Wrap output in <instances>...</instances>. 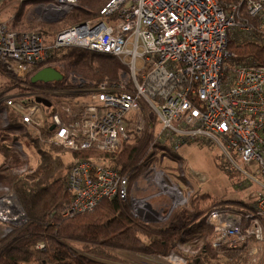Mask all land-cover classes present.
I'll return each instance as SVG.
<instances>
[{"label": "built area", "instance_id": "built-area-1", "mask_svg": "<svg viewBox=\"0 0 264 264\" xmlns=\"http://www.w3.org/2000/svg\"><path fill=\"white\" fill-rule=\"evenodd\" d=\"M16 1L29 2L30 15L44 24L59 22L78 3ZM245 6L251 17L264 13V0H246ZM234 26L233 16L219 0H107L96 18L59 30L51 39L37 31L16 30L12 20L0 21V126L6 127L12 114L42 144L108 154H116L134 134L146 133L149 148L156 151L157 163L132 183L126 171L101 157L76 160L66 174L72 196L63 215L92 210L102 199L116 198L129 200L143 220H165L171 211L163 218L147 200L186 199L178 184L163 176L159 163L168 160L164 153H179L194 141L215 144L230 168L243 174L239 186L255 189L248 202L216 207L207 214L206 224L213 231L210 245L238 249L246 244L237 264H264V66H228V35ZM243 30L249 37L251 27ZM66 47L116 58L122 65L117 80L93 85L71 73L65 89L28 83L43 67L58 70L50 58ZM37 98H45L50 106ZM11 146L25 159L20 141ZM179 175L186 176L181 170ZM140 179L155 192L137 197L136 190L143 189ZM24 221L21 207L0 196V224L5 230ZM200 248L201 244L178 245L180 253L152 257L164 264H190L188 257H195Z\"/></svg>", "mask_w": 264, "mask_h": 264}, {"label": "trees", "instance_id": "trees-1", "mask_svg": "<svg viewBox=\"0 0 264 264\" xmlns=\"http://www.w3.org/2000/svg\"><path fill=\"white\" fill-rule=\"evenodd\" d=\"M106 1L78 0L77 7L54 24L26 21L24 12L29 2L17 3L12 26L19 31H37L51 39L59 30L96 18ZM8 2L2 0L0 8ZM245 2L219 0L220 6L233 16L237 24L228 35L227 49L231 56L227 64L230 67L238 64L264 66V26H260L264 13L251 17ZM246 25L251 27L249 37L243 30ZM50 60L58 63L56 68L63 78L57 82H38L33 84L34 87L69 88L68 75L71 73L93 85L102 81L113 82L122 68L119 61L110 55L79 47L57 49ZM27 80L29 83L30 78ZM51 99L62 103L58 98ZM63 104L69 106L67 101ZM9 116V124L0 126V196L6 192L5 189L11 191L25 214V221L0 235V264H106L94 258L123 263L114 251L166 256L171 251L180 253L178 245L197 246L199 243L200 250L195 257H188V263L237 264L239 255L246 251V244L238 249L211 247L213 231L205 221L207 214L216 207L245 203L243 199L214 200L208 193L196 191L189 196L188 208H176L161 221L143 220L134 214L129 200L116 198L102 199L92 210L63 215L72 196L66 186V174L76 160L101 157L109 166L126 171L129 183H132L155 161L157 163L156 151L149 148L150 139L146 133L134 134L116 154L72 151L42 144L31 137L15 116ZM24 138L31 142L34 163L12 149L14 140L23 144ZM63 153L70 158L65 159ZM164 155L179 164L183 161L179 153L167 151ZM21 167L25 170L16 172ZM219 167L228 174L227 170L233 171L227 163L221 162ZM178 178L185 183L187 176L178 175Z\"/></svg>", "mask_w": 264, "mask_h": 264}, {"label": "rangeland", "instance_id": "rangeland-1", "mask_svg": "<svg viewBox=\"0 0 264 264\" xmlns=\"http://www.w3.org/2000/svg\"><path fill=\"white\" fill-rule=\"evenodd\" d=\"M16 4V0H9L6 6L2 9L0 8L1 22L9 23L10 20L13 21ZM24 17L28 22L37 23L35 18L30 15L29 9H26L24 12ZM234 25H237L235 21ZM2 84L3 80L0 76V85ZM22 142L23 149L26 154L25 159H30V161L34 163L35 157L30 140L24 138L22 139ZM179 155L183 159L180 164L167 158L168 160L160 162V168L164 172L163 176L168 181L178 184V187L182 192V196L186 199V201L177 202V200H175V202L172 203L164 197L153 199L149 198L147 200V204H149L154 210L159 211V214H162L163 218L167 216L168 212H172L176 208H182L183 210L188 208L187 204H189L190 198L187 200V196H189V194H195L196 191L208 193L212 198H214V200L230 199L240 201V199H243L244 202H248L251 199V193L253 192V189H255V186L247 185L246 187H240L239 182L243 181V174L241 172L232 167L233 171L230 172L227 170L229 172L228 174L224 169L219 167L221 162L227 163L228 168L229 166L231 167V165L228 160L224 158L222 151L217 145L199 141L186 143L180 148ZM63 156L65 159L70 158L66 153H63ZM245 167L249 168V166ZM24 170L25 169L21 170V168H19L16 172H22ZM180 170L187 176L185 183L178 178ZM139 183L143 189L140 188L136 190L135 195L137 197H148L150 193L155 192L154 186L146 187L143 179H140ZM5 191L6 192L2 195V197L6 200L9 199L16 206L20 207L15 195L7 189H5ZM157 219L153 220L158 221ZM4 227V224H0V235L6 231ZM114 252L122 258L123 263H115L99 258L94 259L106 264H164L161 261H155L152 256L136 255L124 251Z\"/></svg>", "mask_w": 264, "mask_h": 264}, {"label": "water", "instance_id": "water-1", "mask_svg": "<svg viewBox=\"0 0 264 264\" xmlns=\"http://www.w3.org/2000/svg\"><path fill=\"white\" fill-rule=\"evenodd\" d=\"M63 78L62 73L56 70L53 67L47 66L37 70L31 77L30 82L32 84L41 82V83H50V82H57ZM36 101L38 103L43 104L45 107L50 106V102L45 98H37ZM139 215H142V211H139ZM155 221V220H153Z\"/></svg>", "mask_w": 264, "mask_h": 264}, {"label": "bare ground", "instance_id": "bare-ground-1", "mask_svg": "<svg viewBox=\"0 0 264 264\" xmlns=\"http://www.w3.org/2000/svg\"><path fill=\"white\" fill-rule=\"evenodd\" d=\"M17 208H19V207L17 206Z\"/></svg>", "mask_w": 264, "mask_h": 264}, {"label": "crops", "instance_id": "crops-1", "mask_svg": "<svg viewBox=\"0 0 264 264\" xmlns=\"http://www.w3.org/2000/svg\"><path fill=\"white\" fill-rule=\"evenodd\" d=\"M0 2H1V0H0Z\"/></svg>", "mask_w": 264, "mask_h": 264}]
</instances>
